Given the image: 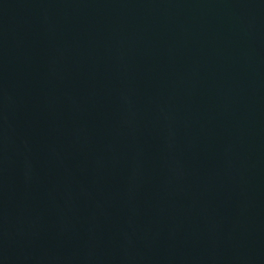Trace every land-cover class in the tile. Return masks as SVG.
<instances>
[{
    "label": "water",
    "instance_id": "obj_1",
    "mask_svg": "<svg viewBox=\"0 0 264 264\" xmlns=\"http://www.w3.org/2000/svg\"><path fill=\"white\" fill-rule=\"evenodd\" d=\"M0 264H264V0H0Z\"/></svg>",
    "mask_w": 264,
    "mask_h": 264
}]
</instances>
